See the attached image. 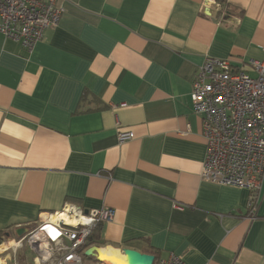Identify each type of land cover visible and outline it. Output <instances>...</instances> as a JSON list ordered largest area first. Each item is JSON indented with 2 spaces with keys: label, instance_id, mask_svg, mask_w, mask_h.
Segmentation results:
<instances>
[{
  "label": "crops",
  "instance_id": "1",
  "mask_svg": "<svg viewBox=\"0 0 264 264\" xmlns=\"http://www.w3.org/2000/svg\"><path fill=\"white\" fill-rule=\"evenodd\" d=\"M57 6V25L30 50L0 34V243L73 204L113 209L87 264H108V246L183 264H264V181L250 219L249 190L201 177L206 137L190 97L207 56L256 74L264 0ZM19 249H7L13 264Z\"/></svg>",
  "mask_w": 264,
  "mask_h": 264
},
{
  "label": "built area",
  "instance_id": "2",
  "mask_svg": "<svg viewBox=\"0 0 264 264\" xmlns=\"http://www.w3.org/2000/svg\"><path fill=\"white\" fill-rule=\"evenodd\" d=\"M57 1L0 0V34L30 50L46 29L57 25L62 12ZM249 65L255 75L237 68L228 58L205 57L195 72L190 97L192 111L201 116L206 137L201 177L249 190L247 215L254 219L260 200L256 191L264 181V61L250 60ZM132 137V132L120 133L119 143ZM58 213L77 220L78 213H82L91 222L72 225L59 220L53 227L62 235L53 240L43 231L51 221L42 217ZM112 216L113 209L107 207L84 210L68 204L58 212L40 213L35 222L27 225L26 233L14 241L19 248L28 246L34 252V264L37 260L40 264H87L84 253L93 231ZM37 232L39 240L34 239ZM44 244L48 246L42 247ZM69 255L73 256L71 261L66 259ZM153 264L183 261L171 253L167 258L155 259Z\"/></svg>",
  "mask_w": 264,
  "mask_h": 264
},
{
  "label": "clouds",
  "instance_id": "3",
  "mask_svg": "<svg viewBox=\"0 0 264 264\" xmlns=\"http://www.w3.org/2000/svg\"><path fill=\"white\" fill-rule=\"evenodd\" d=\"M69 209H65V211H68ZM75 210V209H72ZM80 219L77 220L74 217L69 218L67 215L63 214H56L52 216L44 215L42 218L50 220L51 223L48 224L43 228V231H45L48 236H50L53 240L57 239L60 235H62L61 232L57 231L56 227H53V225L57 224L59 220H64L65 223L76 225L79 223L83 224H89L91 222L90 217H85L82 213H78ZM41 238L40 233L37 232L34 236L35 240H39ZM47 244L42 245V247H47ZM20 244L16 241H8L6 244L0 243V251H7L8 248H19ZM100 257L104 261H111L113 264H123V258L121 256V250L119 248H113L111 246H108L106 248H102L100 251ZM47 259V256L45 257ZM68 261H71L73 259V256L69 255L66 258ZM0 264H6V261L3 259H0ZM36 264H40V261L37 260Z\"/></svg>",
  "mask_w": 264,
  "mask_h": 264
},
{
  "label": "water",
  "instance_id": "4",
  "mask_svg": "<svg viewBox=\"0 0 264 264\" xmlns=\"http://www.w3.org/2000/svg\"><path fill=\"white\" fill-rule=\"evenodd\" d=\"M18 236L21 235L19 231H17ZM94 248H89L85 250V255H92ZM124 255L123 264H153L155 260V256L150 253L140 252L136 249L124 247L121 249Z\"/></svg>",
  "mask_w": 264,
  "mask_h": 264
},
{
  "label": "rangeland",
  "instance_id": "5",
  "mask_svg": "<svg viewBox=\"0 0 264 264\" xmlns=\"http://www.w3.org/2000/svg\"><path fill=\"white\" fill-rule=\"evenodd\" d=\"M12 254L13 252L11 250H8L7 252L1 254L2 257H6L7 260L6 264H13L14 260L12 256L14 254L13 255ZM16 255H17L16 264H34L33 261L34 252H32L28 246H24L23 248L19 249ZM25 259L27 262H25Z\"/></svg>",
  "mask_w": 264,
  "mask_h": 264
},
{
  "label": "trees",
  "instance_id": "6",
  "mask_svg": "<svg viewBox=\"0 0 264 264\" xmlns=\"http://www.w3.org/2000/svg\"><path fill=\"white\" fill-rule=\"evenodd\" d=\"M219 1H222V0H219ZM3 240H4V237H3L2 235H0V242L3 241ZM84 258H85V259H88L89 256H85V255H84ZM155 259H157L156 256H155Z\"/></svg>",
  "mask_w": 264,
  "mask_h": 264
},
{
  "label": "bare ground",
  "instance_id": "7",
  "mask_svg": "<svg viewBox=\"0 0 264 264\" xmlns=\"http://www.w3.org/2000/svg\"><path fill=\"white\" fill-rule=\"evenodd\" d=\"M96 250V249H95ZM101 250H99V252H100ZM100 255V254H99ZM121 256H122V258H123V262H124V255H123V253L121 252ZM101 258V257H100ZM107 263L108 264H113V262H111V261H107Z\"/></svg>",
  "mask_w": 264,
  "mask_h": 264
}]
</instances>
